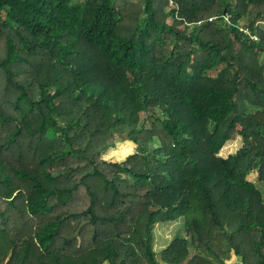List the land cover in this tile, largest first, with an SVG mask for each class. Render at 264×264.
I'll return each mask as SVG.
<instances>
[{"label":"trees","instance_id":"1","mask_svg":"<svg viewBox=\"0 0 264 264\" xmlns=\"http://www.w3.org/2000/svg\"><path fill=\"white\" fill-rule=\"evenodd\" d=\"M260 23L264 0H0V264H264Z\"/></svg>","mask_w":264,"mask_h":264},{"label":"rangeland","instance_id":"2","mask_svg":"<svg viewBox=\"0 0 264 264\" xmlns=\"http://www.w3.org/2000/svg\"><path fill=\"white\" fill-rule=\"evenodd\" d=\"M227 17V16H226ZM246 20L244 15L239 19V25L243 26ZM264 27L263 23H260ZM264 59V53L260 57V61ZM57 135L56 132L49 130V138H54ZM158 144L157 140L154 139L152 142L147 143L148 148L156 147ZM237 139L229 141L223 149L219 151V154L225 155L228 152L234 150L237 146ZM134 146L129 140H119L116 139L114 145L107 146L102 152L101 157L109 161H119L126 153L133 151ZM247 178L252 181H256L255 171L248 173ZM257 184V183H256ZM264 198V193H263ZM176 234L188 235L183 230L182 221L180 219L166 222H158L153 228V248L156 251L157 258L159 259L160 250L167 245ZM229 258L225 260L226 264H240V257L236 255L233 251L230 252ZM204 256L209 257L207 253H204ZM210 258V257H209ZM160 260V259H159ZM162 264V263H161Z\"/></svg>","mask_w":264,"mask_h":264},{"label":"built area","instance_id":"3","mask_svg":"<svg viewBox=\"0 0 264 264\" xmlns=\"http://www.w3.org/2000/svg\"><path fill=\"white\" fill-rule=\"evenodd\" d=\"M243 30L248 31L247 28H244ZM254 37V36H253Z\"/></svg>","mask_w":264,"mask_h":264}]
</instances>
